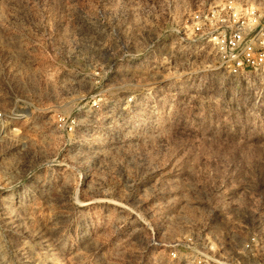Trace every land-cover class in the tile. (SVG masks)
I'll use <instances>...</instances> for the list:
<instances>
[{
  "label": "rangeland",
  "instance_id": "obj_1",
  "mask_svg": "<svg viewBox=\"0 0 264 264\" xmlns=\"http://www.w3.org/2000/svg\"><path fill=\"white\" fill-rule=\"evenodd\" d=\"M214 1L0 0V264L264 258V127L191 42Z\"/></svg>",
  "mask_w": 264,
  "mask_h": 264
},
{
  "label": "built area",
  "instance_id": "obj_2",
  "mask_svg": "<svg viewBox=\"0 0 264 264\" xmlns=\"http://www.w3.org/2000/svg\"><path fill=\"white\" fill-rule=\"evenodd\" d=\"M198 18L191 42L214 49L218 68L227 73L226 92L235 98L245 119L264 127V0H215ZM9 117L11 112L0 109V137ZM263 249L264 241L257 232L243 244L247 257L257 259ZM202 264L235 263L214 255ZM256 264H264V258Z\"/></svg>",
  "mask_w": 264,
  "mask_h": 264
},
{
  "label": "bare ground",
  "instance_id": "obj_3",
  "mask_svg": "<svg viewBox=\"0 0 264 264\" xmlns=\"http://www.w3.org/2000/svg\"><path fill=\"white\" fill-rule=\"evenodd\" d=\"M17 116H19V115H17ZM17 116H15V117H17Z\"/></svg>",
  "mask_w": 264,
  "mask_h": 264
}]
</instances>
